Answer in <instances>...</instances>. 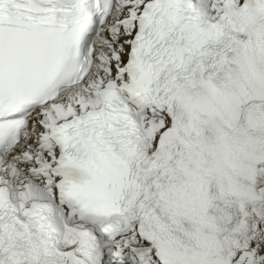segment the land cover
<instances>
[{"label": "snow or ice", "instance_id": "snow-or-ice-1", "mask_svg": "<svg viewBox=\"0 0 264 264\" xmlns=\"http://www.w3.org/2000/svg\"><path fill=\"white\" fill-rule=\"evenodd\" d=\"M0 264H264V0H0Z\"/></svg>", "mask_w": 264, "mask_h": 264}]
</instances>
